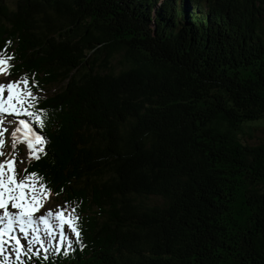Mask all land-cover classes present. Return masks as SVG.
Masks as SVG:
<instances>
[{"label":"trees","instance_id":"16d2710c","mask_svg":"<svg viewBox=\"0 0 264 264\" xmlns=\"http://www.w3.org/2000/svg\"><path fill=\"white\" fill-rule=\"evenodd\" d=\"M0 53L79 218L27 264H264V0H0Z\"/></svg>","mask_w":264,"mask_h":264},{"label":"snow or ice","instance_id":"6c2138e0","mask_svg":"<svg viewBox=\"0 0 264 264\" xmlns=\"http://www.w3.org/2000/svg\"><path fill=\"white\" fill-rule=\"evenodd\" d=\"M11 57L0 53V73L7 74V68ZM27 78L23 81H12L0 84V156L4 155L3 132L7 131L3 126V121L8 116L17 119V127L9 133V139L13 142L12 148L15 151L16 141L26 142L30 150L29 162L31 158L39 159L36 152H42L45 143L44 138L37 134L34 127L21 116L35 118L37 123H42L41 117L36 111H32L34 101L37 100L28 88ZM7 96H4V93ZM25 161H21L24 163ZM15 161H0V264H8V261L15 258L16 264H27L33 257L38 260H48L49 251L54 253L68 254L72 248V240L65 234V225L74 234L76 243H79L80 232L73 223L78 219L65 215V210L58 207V211L53 213L45 210L39 217L35 213L43 206V201L50 195L51 190L43 184H38L33 179L37 174H27L17 179L14 167ZM15 210V211H13ZM58 221V225L52 224V219ZM40 225L43 226L45 234L50 239L57 242L52 249H49L47 242L41 235ZM57 228L59 231L57 232ZM20 236H23L24 243ZM65 245L67 247L65 248Z\"/></svg>","mask_w":264,"mask_h":264},{"label":"rangeland","instance_id":"374dc122","mask_svg":"<svg viewBox=\"0 0 264 264\" xmlns=\"http://www.w3.org/2000/svg\"><path fill=\"white\" fill-rule=\"evenodd\" d=\"M7 74L0 73V84H7L9 82L14 81V79L9 78L6 76ZM57 91V87H54L50 90V94H53ZM47 95V93H46ZM45 95V96H46ZM27 116H21L19 118H23L25 119L29 125L32 126V121L31 118H26ZM5 120V123H3L4 128L7 129V131L3 132V138H4V146H3V152L4 155L0 156V161H3L5 159L7 160H13L15 161L14 167H15V173L17 175V179H20L22 177V173L24 171V169L26 168V160L28 157V148L26 145V142H21L19 139L15 142L17 144V146L19 148H22V152L19 153L18 152H14L13 148H12V141L9 139V133L17 127V119L13 118L12 116H8ZM261 124L264 125V118L260 119ZM253 130L250 129L247 126H244L242 129H240L237 132V136L240 137L241 140H246V137L249 135L248 133H252ZM257 135H260L259 133ZM255 139H253L254 141ZM25 161L24 163H21V161ZM57 206H60V208H63L65 210V215L68 216L67 211L68 209H66L67 207L64 206L62 201H57L56 198L52 197H47L44 201H43V206L40 208V210L38 212L35 213L36 217H39L41 214H43L45 212V210H51L53 213H56L59 209ZM15 211V210H13ZM52 224L53 225H58V221H56L54 218L52 219ZM40 227H42V225H40ZM67 229V230H66ZM41 230V235L43 236L44 240L47 242V246L50 247L51 245H53L54 243H56L57 241L55 239H50L44 232V228L40 229ZM59 231V229L57 228V232ZM66 236L70 239L72 232L70 231L69 227L67 225H65V232ZM43 232V233H42ZM25 242V241H24ZM11 261V259L8 261V263Z\"/></svg>","mask_w":264,"mask_h":264},{"label":"bare ground","instance_id":"6f19581e","mask_svg":"<svg viewBox=\"0 0 264 264\" xmlns=\"http://www.w3.org/2000/svg\"><path fill=\"white\" fill-rule=\"evenodd\" d=\"M75 203V202H74ZM66 204V203H65ZM73 204V203H72ZM65 206V205H64ZM67 206V205H66ZM70 206V205H69ZM70 208V207H69ZM75 208V207H74ZM77 208V207H76ZM76 208H75V210H76ZM67 209V208H66ZM71 211V210H70ZM77 211H78V208H77ZM70 213V212H69ZM67 214V213H66ZM72 214H73V212H72ZM79 214V213H78ZM75 215V214H74ZM76 216H79V215H76ZM79 219V218H78ZM83 220V219H82ZM77 221V220H76ZM81 222V221H80ZM76 223V222H75ZM83 223V222H82ZM86 224V223H85ZM77 226V225H76ZM87 227V226H86ZM84 228V227H83ZM67 230V229H66ZM87 230V229H86ZM86 230H85V232H86ZM80 231H81V228H80ZM83 231V230H82ZM43 233V232H42ZM87 233V232H86ZM82 235H84V234H82ZM86 235V234H85ZM84 238V237H83ZM83 238H81L82 240H84ZM86 239V238H85ZM92 239V238H91ZM80 241V240H79ZM87 241V240H86ZM86 241H84V242H86ZM82 242V241H81ZM87 243V242H86ZM86 243H83V244H86ZM82 245V244H81ZM51 248V247H50Z\"/></svg>","mask_w":264,"mask_h":264}]
</instances>
